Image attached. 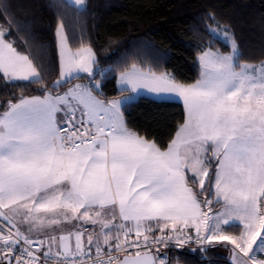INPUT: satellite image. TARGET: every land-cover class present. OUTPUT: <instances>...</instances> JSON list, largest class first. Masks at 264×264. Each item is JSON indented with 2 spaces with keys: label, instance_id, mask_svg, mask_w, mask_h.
Returning a JSON list of instances; mask_svg holds the SVG:
<instances>
[{
  "label": "snow or ice",
  "instance_id": "snow-or-ice-1",
  "mask_svg": "<svg viewBox=\"0 0 264 264\" xmlns=\"http://www.w3.org/2000/svg\"><path fill=\"white\" fill-rule=\"evenodd\" d=\"M51 6L46 59L0 0V264H264V57L208 12L194 82L140 51L102 66L66 23L87 0ZM141 98L182 102L166 142L130 126Z\"/></svg>",
  "mask_w": 264,
  "mask_h": 264
},
{
  "label": "trees",
  "instance_id": "trees-1",
  "mask_svg": "<svg viewBox=\"0 0 264 264\" xmlns=\"http://www.w3.org/2000/svg\"><path fill=\"white\" fill-rule=\"evenodd\" d=\"M8 2L12 14L26 23L35 43L43 45L46 51L25 50L49 59L56 25V9L51 5L57 0ZM87 3V13L79 17L69 13L66 23L77 37L83 35L92 44L102 66L117 61L125 50L140 51L141 57L129 60V64L143 59L146 63L141 66L147 67L159 57L164 70L183 82H194L199 72L195 44L208 39L202 31L200 17L208 12L233 27L245 59L264 57V0H87ZM78 43V40L73 42L74 46ZM216 46L222 51L228 50L223 44ZM105 91L109 98L119 95L115 79L108 81ZM3 95L0 90V96ZM126 115L135 130L166 142L169 133L182 120L183 105L178 100L155 103L141 98ZM217 258L218 264H229L227 256L218 253Z\"/></svg>",
  "mask_w": 264,
  "mask_h": 264
},
{
  "label": "rangeland",
  "instance_id": "rangeland-1",
  "mask_svg": "<svg viewBox=\"0 0 264 264\" xmlns=\"http://www.w3.org/2000/svg\"><path fill=\"white\" fill-rule=\"evenodd\" d=\"M172 100H178V99L173 98ZM178 101H179V100H178ZM219 253H221V254H223V255H226V256L228 257V253H227L226 251H221V252H219Z\"/></svg>",
  "mask_w": 264,
  "mask_h": 264
},
{
  "label": "crops",
  "instance_id": "crops-1",
  "mask_svg": "<svg viewBox=\"0 0 264 264\" xmlns=\"http://www.w3.org/2000/svg\"><path fill=\"white\" fill-rule=\"evenodd\" d=\"M226 256V255H225ZM229 258V257H228Z\"/></svg>",
  "mask_w": 264,
  "mask_h": 264
}]
</instances>
